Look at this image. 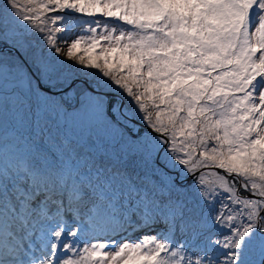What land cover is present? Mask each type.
<instances>
[{
  "label": "snow or ice",
  "instance_id": "snow-or-ice-1",
  "mask_svg": "<svg viewBox=\"0 0 264 264\" xmlns=\"http://www.w3.org/2000/svg\"><path fill=\"white\" fill-rule=\"evenodd\" d=\"M0 264H264V0H0Z\"/></svg>",
  "mask_w": 264,
  "mask_h": 264
}]
</instances>
